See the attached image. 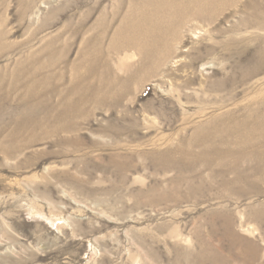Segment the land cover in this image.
I'll list each match as a JSON object with an SVG mask.
<instances>
[{"label": "rangeland", "instance_id": "374dc122", "mask_svg": "<svg viewBox=\"0 0 264 264\" xmlns=\"http://www.w3.org/2000/svg\"><path fill=\"white\" fill-rule=\"evenodd\" d=\"M260 110L264 0H0V264H264Z\"/></svg>", "mask_w": 264, "mask_h": 264}, {"label": "bare ground", "instance_id": "6f19581e", "mask_svg": "<svg viewBox=\"0 0 264 264\" xmlns=\"http://www.w3.org/2000/svg\"><path fill=\"white\" fill-rule=\"evenodd\" d=\"M244 120L247 121L246 123L250 125H254L257 130L244 131L242 127H238L237 125L236 129L230 132L226 130L225 131L226 133L222 134L223 138L213 137L215 139L213 140V142L211 143L209 147L212 148V150L215 152L216 158L210 157L212 155V152H211L210 156L205 157L206 162L204 166L212 168V166L214 165L216 166V169L219 166V169H217L216 171L222 172V173H228V171L231 172L232 170L234 172H237L238 174L240 171L245 172L243 170H247V172H250V171L257 172V171L264 170V151L263 150H262L263 152L260 151L261 150L260 148L264 147V127L262 128V126L264 125L263 114L260 110L258 114L256 115H253V116L245 115ZM231 143H234V146H230ZM204 148H205V145H202L201 149L203 150ZM206 149L203 150V152L208 151L209 148H206ZM231 157L233 158V161L231 163H228L225 159L231 158ZM255 163L262 165V166H260L259 168L255 165ZM212 169H215V168H212ZM216 171L214 173H217ZM242 177L241 179H244L247 176H242ZM246 231L254 233V231L249 230V228Z\"/></svg>", "mask_w": 264, "mask_h": 264}]
</instances>
